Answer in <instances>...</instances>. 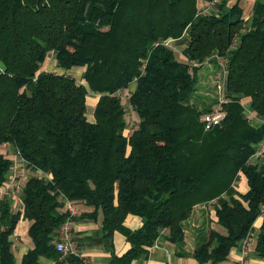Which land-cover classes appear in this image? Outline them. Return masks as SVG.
<instances>
[{
    "label": "trees",
    "instance_id": "1",
    "mask_svg": "<svg viewBox=\"0 0 264 264\" xmlns=\"http://www.w3.org/2000/svg\"><path fill=\"white\" fill-rule=\"evenodd\" d=\"M261 2L246 23L239 1L216 15L199 0H0V146L13 147L12 157L0 153V188L16 154L27 169L18 188L0 194V264L15 263L10 236L21 217L32 220L35 244L23 264L62 255L63 198L93 208L80 218L101 213L107 235H126L131 246L113 264H132L166 232L182 245L200 205L209 213L213 207L216 219L197 228L194 255L216 264L239 248L264 211V164L251 160L264 121L254 125L243 103L249 98L264 117ZM187 30L181 60L168 41ZM51 52L61 68H83L81 81L45 70ZM214 52V71L202 74ZM222 62L225 97L214 80ZM210 77L214 92H203ZM133 81L127 100L135 121L122 101ZM90 91L99 95L94 121ZM217 107L226 116L206 129L204 115ZM242 176L245 193L237 188ZM130 214L142 219L137 229L125 224ZM256 249L264 256V224ZM67 256L70 264H88L80 254Z\"/></svg>",
    "mask_w": 264,
    "mask_h": 264
},
{
    "label": "crops",
    "instance_id": "2",
    "mask_svg": "<svg viewBox=\"0 0 264 264\" xmlns=\"http://www.w3.org/2000/svg\"><path fill=\"white\" fill-rule=\"evenodd\" d=\"M240 2V5L243 8V17L245 22L248 23L252 17L259 14L262 2L261 0H225V5L220 6L222 0H217L216 2H210L209 0H199V7L205 13H212L218 15L220 11L226 13L230 8L237 2ZM191 37L190 32L187 30L182 37L177 39H170L168 42L174 48L177 53V56L181 60H185V55L183 53L184 48L190 43ZM219 56L217 52H214L206 61V64H213L214 61H218ZM221 71L223 72V77L220 83V95L225 97L226 94V79H227V70L225 62L221 63ZM78 70L75 73V70L69 69L65 70L57 65L56 53L51 52L49 59L45 65V70L54 71L58 73H69L73 72L75 75L82 77L83 68H77ZM137 81H133L129 88L122 92V94H128L131 91H134L136 88ZM89 96L93 98V101H97L98 94L93 92L89 93ZM243 103L245 104V112L248 117L251 118V122L254 125H260L264 121V117L256 114L254 112L251 101L249 98H244ZM94 104V106H95ZM94 106L91 108V118L90 121H94ZM131 117L135 120L138 119V115L135 111H132L130 114ZM13 147H11L12 149ZM13 150V149H12ZM240 185H238V190L242 193L247 192L249 189L248 180L245 176L241 177ZM14 195V194H13ZM67 201V199L63 198ZM12 204L15 210L21 209V205L18 201V198L12 200ZM79 214L74 219V239L79 246V254L88 260V264H113L112 259L115 255H122L125 253L131 246L126 235L121 231H114L113 234L107 235L103 230L102 225V215L99 213L97 218H80L83 212L92 211L93 208L87 207L83 203H76L74 205ZM208 216H211L212 219H216L215 210L212 207L210 213L208 212L207 205H200L197 207L196 214L190 219L191 229H189L185 241L182 245L172 243L168 239V235L164 233L159 239L158 246H152L148 248L147 252L142 253L138 256L132 264H212L211 261L201 262L195 255L194 250L196 247L197 240V228H202L203 222H208ZM32 220L21 217L18 221L13 234L10 236L12 241V248L15 256L14 264H23V258L29 250L33 249L35 244L33 238L30 235V227L32 225ZM125 224L130 229H137L142 225V219L137 216L130 214L125 220ZM264 224V211L263 213L255 220L254 222V231L255 237L252 240L249 248V257L252 264H264V256H262L259 251L256 249L257 241L262 226ZM213 226L220 231L224 229L214 221ZM206 225L204 226V228ZM62 255L59 258H54L53 256L41 255L39 257V262L41 264H70L68 256L61 253ZM240 257L239 249L233 248L228 257L224 260L217 262L216 264H238Z\"/></svg>",
    "mask_w": 264,
    "mask_h": 264
},
{
    "label": "built area",
    "instance_id": "3",
    "mask_svg": "<svg viewBox=\"0 0 264 264\" xmlns=\"http://www.w3.org/2000/svg\"><path fill=\"white\" fill-rule=\"evenodd\" d=\"M226 116V112L217 107L214 111L204 115V121L206 129H210L213 126L219 124ZM251 160L255 163L264 164V140L258 145L257 150L251 156ZM26 166L25 161L16 154L12 166V174L9 181L0 188V194L4 195L7 192H13L14 188H18L23 178H26ZM10 192V193H11ZM66 208L68 211V217L60 228L59 240L56 247L58 251L65 255L79 254L78 243L74 240V219L79 214V211L70 201H66ZM255 237V231L250 232L241 242L239 246L240 257L238 264H252L249 257V246ZM159 240L155 242L153 246H158Z\"/></svg>",
    "mask_w": 264,
    "mask_h": 264
},
{
    "label": "rangeland",
    "instance_id": "4",
    "mask_svg": "<svg viewBox=\"0 0 264 264\" xmlns=\"http://www.w3.org/2000/svg\"><path fill=\"white\" fill-rule=\"evenodd\" d=\"M0 68H1V65H0ZM77 68H78V67L73 68V70H75V73H76V71L78 70ZM214 68H215L214 63H213V64H205V65H203V67L201 68L200 71H201L202 74H205L206 71H208V72H209V70L214 71ZM71 70H72V69H71ZM69 71H70V70H69ZM69 74L72 75V76H75L79 82H80L81 79H82V77H79L78 75H75L72 71L69 72ZM209 74H210V73H209ZM216 75H217V76H216ZM212 76H213V75H212ZM222 77H223V72H222L221 70L218 71V72H216V73H214V80H218V82H220V83H221ZM207 78H208V77H207ZM207 78L203 79V81H202V83H201V85H202L203 87H202L201 89L203 90V92H204V91L208 92V90H211V91L214 92V90H213L214 83H212V81H211V77H210L209 79H207ZM206 86H207L208 89L206 88ZM219 91H220V88H219ZM90 92H91V91H90ZM215 93H216V92H215ZM207 94H209V93H207ZM127 97H128V94H122V101H123L124 105L127 107V109H128V114L130 115V114H132V110H131V108H130V106H129V104H128ZM87 104H88V118H91V113H90V111H91V108H92V107L94 106V104H95V101H93V98H92V97L88 96V98H87ZM92 113H93V112H92ZM129 115H128V117H129ZM130 116H131V115H130ZM130 118L133 119L132 117H130ZM133 120L135 121V119H133ZM0 153L12 157V155H13V150L11 149L10 146L7 147V146H2V145H1V146H0ZM240 180H241V178H240ZM238 185L241 186L240 181H238Z\"/></svg>",
    "mask_w": 264,
    "mask_h": 264
}]
</instances>
